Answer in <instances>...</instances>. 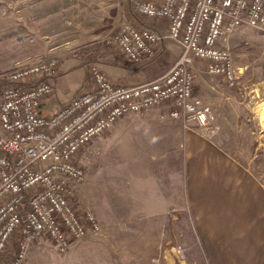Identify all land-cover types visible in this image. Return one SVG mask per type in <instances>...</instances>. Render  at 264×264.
Segmentation results:
<instances>
[{"label": "rangeland", "instance_id": "obj_1", "mask_svg": "<svg viewBox=\"0 0 264 264\" xmlns=\"http://www.w3.org/2000/svg\"><path fill=\"white\" fill-rule=\"evenodd\" d=\"M124 1L0 0V75L18 65L58 59L53 92L41 106L43 115L51 114L87 86L92 66L120 85L153 79L162 68L174 64L181 49L164 41L165 53L139 64L125 62L117 49L106 44L121 24L138 22L132 12L123 19L118 8ZM103 45L114 52L110 57L95 55ZM230 50L238 75L236 88L228 89L220 79L205 75L202 65L195 63V92L210 108L219 102V139L222 137L226 149L264 184L260 120L264 109V33L240 28L230 38ZM96 59L99 61L94 62ZM211 89L219 92V101L204 92ZM162 112L123 117L76 156L85 182L72 185L74 204L79 211L93 214L101 232L74 242L64 254L42 237L30 246L24 264H208L190 209L159 205L163 200L170 204L182 201L175 190L180 185L183 141L172 148L176 157L151 159L152 167L137 158L152 149L170 153L169 145L178 142L170 137V131L179 123L160 121ZM214 122L204 128L189 126L211 129ZM127 180L130 183L126 184Z\"/></svg>", "mask_w": 264, "mask_h": 264}, {"label": "built area", "instance_id": "obj_2", "mask_svg": "<svg viewBox=\"0 0 264 264\" xmlns=\"http://www.w3.org/2000/svg\"><path fill=\"white\" fill-rule=\"evenodd\" d=\"M129 5L139 23L119 26L106 44L129 64L155 57L161 42L178 45V59L159 76L124 86L92 66L89 84L43 115L58 59L18 65L0 75V264H23L42 237L64 254L72 243L98 235L93 214L74 204L72 185L85 182L75 161L79 152L119 119L144 116L162 105L168 112L161 119L181 121L185 129L206 127L214 115L195 92V63L235 89L231 36L240 28L264 33V0H129ZM151 21L164 25L165 32L150 28Z\"/></svg>", "mask_w": 264, "mask_h": 264}, {"label": "crops", "instance_id": "obj_3", "mask_svg": "<svg viewBox=\"0 0 264 264\" xmlns=\"http://www.w3.org/2000/svg\"><path fill=\"white\" fill-rule=\"evenodd\" d=\"M141 1L156 2L159 0ZM124 4L125 7L120 6L118 10L125 20L129 13L131 15V7L129 0H125ZM134 24H138V22L134 20L131 25ZM147 25L159 34L165 32L162 24L151 21ZM163 44L164 42L158 44L156 54L160 52L163 54ZM64 65L62 64L63 70L66 69ZM169 67L162 68L157 76L164 73ZM207 91L209 90L204 92L217 97L219 101V92L216 89H211L212 92ZM198 97L203 101L199 95ZM71 100L66 101L62 106ZM160 109L163 110V114L158 116L160 121L168 120L171 121L170 124L179 123L177 129L174 127L170 131V137L178 142L169 145L170 153L157 152L152 149L137 158H141L145 161V165L152 167L151 159L159 161L171 156L176 157L177 153H174L172 148L177 147L178 143L182 141L183 152L179 153V190H175L182 201L180 204H170L168 200H163L159 205L163 207L186 206L190 209L208 264H264V184L226 149L224 139L222 137L219 139V102H214V108L211 107L212 112L214 111L215 121H212L214 125L211 129H194L189 126L190 124L185 129L180 121L169 118L161 119L160 117L168 112L166 105L153 108L144 116H149V113ZM151 122L144 121L148 125ZM166 127L172 128L171 125ZM160 148L156 149L160 150ZM125 183L128 184L130 181L127 180ZM72 245L73 243L69 248Z\"/></svg>", "mask_w": 264, "mask_h": 264}, {"label": "trees", "instance_id": "obj_4", "mask_svg": "<svg viewBox=\"0 0 264 264\" xmlns=\"http://www.w3.org/2000/svg\"><path fill=\"white\" fill-rule=\"evenodd\" d=\"M100 50H102L101 51V53H99V51L98 50H95V55H98V57H110V55H112L114 52L109 48V47H107L106 45H103V47L100 49ZM97 61H99L98 59H96L94 62H97ZM89 63H92V62H89ZM56 79V78H55ZM54 79V80H55ZM124 86H126V85H124Z\"/></svg>", "mask_w": 264, "mask_h": 264}, {"label": "bare ground", "instance_id": "obj_5", "mask_svg": "<svg viewBox=\"0 0 264 264\" xmlns=\"http://www.w3.org/2000/svg\"><path fill=\"white\" fill-rule=\"evenodd\" d=\"M260 120H261L262 125L261 124L259 125H261L264 129V109L260 113Z\"/></svg>", "mask_w": 264, "mask_h": 264}]
</instances>
